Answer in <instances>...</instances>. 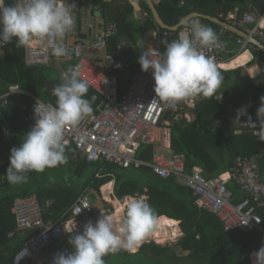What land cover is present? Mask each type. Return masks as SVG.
I'll use <instances>...</instances> for the list:
<instances>
[{
    "label": "trees",
    "instance_id": "16d2710c",
    "mask_svg": "<svg viewBox=\"0 0 264 264\" xmlns=\"http://www.w3.org/2000/svg\"><path fill=\"white\" fill-rule=\"evenodd\" d=\"M223 1V2H222ZM174 0L168 3L166 0H157L155 5L161 18L170 27L177 26L182 19L192 13H200L212 16L227 22L226 15L229 11L236 10V3L246 5L248 0ZM231 3H229V2ZM262 2L264 0H253ZM17 0H6V3L13 4ZM134 2H138L143 12L141 18H135ZM222 2V4H221ZM103 13L105 27H115L117 35L109 40V53L116 56L118 64L123 58V52L119 54L118 44L121 37L129 39L138 46L137 39H143L145 32L159 30L161 34L163 50L165 42H170L179 37V32L188 27L179 29L177 32L161 29L153 19L152 13L145 0H114L112 3L103 0H94ZM218 6L214 12L211 7ZM240 13V12H239ZM242 14L239 15V20ZM198 20V19H194ZM193 21V20H192ZM201 23L212 27L219 35L222 28L208 20H200ZM92 29V28H91ZM138 36V37H137ZM254 56L259 66L264 69V52L255 47ZM138 51V49H137ZM50 66L29 67L25 62V47H16L15 39L8 44L0 57V93L6 92L9 87L19 84L25 91L34 94L44 102H51L55 105L56 97L53 95V88L61 83V71ZM131 70L130 76H125L119 69L116 72L120 95L129 88L134 76L143 73L141 67ZM135 74V75H134ZM233 84L231 88L224 90L227 99L223 104L219 103L215 95L210 98L197 97L193 109L184 107V114L192 113L196 119L189 122L186 118L178 119V112L169 110L164 120L171 123V146L173 153L182 154L187 158V172L200 168L205 178L217 177L220 174L229 172L239 156H260L262 176L264 178V141L260 135L247 126L241 134L235 117L237 110L242 106H249L247 111L253 121L257 120L256 112L260 106V97L264 96V72L258 80H252L242 74L238 69L231 73ZM94 92L89 88L85 98L90 101ZM36 101L27 95H12L6 107L0 106L1 129L10 132L8 138L0 135V192L5 194L0 197V264H13L15 256L22 250L27 241L41 232V229L32 231H20L15 216L12 214L14 203L17 199H26L36 196L45 211L44 220L46 223L55 222L64 213H67L75 204L77 199L88 193L91 187L99 192L102 186L114 182V195L117 200L126 202L127 198H143L156 211L159 218L167 217L173 220L181 229L184 236L180 240V253L187 254L178 257L175 246H160L154 242L143 244L136 253L121 250L115 254L104 257L105 264H250V255L262 247V236L260 231L243 232L240 230L225 231L222 222L206 210L199 209L196 205V198L193 192L186 186L177 183L174 177L161 179L152 170L123 169L104 161H99L96 170L89 182L84 183L81 191H75L74 185L60 187L58 189L31 188L37 180L39 172L28 173L27 183L11 185L7 181L6 172L10 165V153L25 138L24 135L34 126V105ZM21 105L26 110L20 109ZM172 109V108H171ZM25 118H28L26 121ZM247 117H241L246 122ZM145 153L146 155H142ZM68 160L72 161L73 151L66 149ZM147 160L152 159V150L142 147L139 157ZM73 162V161H72ZM74 163V162H73ZM77 172L80 176L86 167L93 166L86 160L76 163ZM61 166V165H60ZM46 168L47 169H56ZM97 175L101 177L98 178ZM145 177V180H142ZM230 189L231 184H230ZM238 189V188H237ZM9 190V191H8ZM235 199L239 202L238 190H232ZM51 200L52 205L47 207L46 203ZM113 213V208H107ZM263 220L264 211H259ZM70 216V213L67 215ZM92 217L97 218L93 213ZM65 233L62 243L73 251L69 244V238L74 233Z\"/></svg>",
    "mask_w": 264,
    "mask_h": 264
},
{
    "label": "built area",
    "instance_id": "2783aa9c",
    "mask_svg": "<svg viewBox=\"0 0 264 264\" xmlns=\"http://www.w3.org/2000/svg\"><path fill=\"white\" fill-rule=\"evenodd\" d=\"M69 3L75 20L73 31L66 37L70 54L66 57H55L47 42L42 43L39 39H34L25 47V62L29 67L73 62L74 65L68 69L59 67L61 73H67L73 68L78 69L94 92L90 99L93 113L78 126L68 127L64 132L66 148L76 151L73 159L86 160L91 165L104 161L123 169L149 168L162 179L174 177L178 183H183L193 192L199 209L210 212L222 222L226 232L260 231L263 234L261 242L264 246L263 220L259 215V211H264V179L259 159L255 156H239L228 173L208 179L203 176L200 168L188 173L184 155L167 157L164 153L170 152L171 133L164 116L169 107L153 102L156 94L152 70L136 74L126 93L119 96L115 76L118 59L109 53V40L117 35V30L113 26L107 27L94 40L89 41L79 25L83 1L69 0ZM238 12L235 10V15ZM244 22L252 24L253 27L245 33L249 39H236L241 47L238 57L249 49H254L253 39L264 46V25H261V21L253 14H247ZM181 34L190 37L188 27H184L179 36ZM225 34H219V49H202L206 55L215 58L219 71L226 57L230 55L224 40ZM7 45H0V57ZM121 48L122 45H118V51ZM145 52L153 59L163 58L164 50L159 30L152 31L151 37L144 44L143 53ZM12 95H27L36 102L54 105L40 100L17 84L0 93V106H8ZM215 98L221 104L225 102L226 97L221 92V86ZM20 109L25 111L26 106L21 105ZM1 134L9 136V131L2 130L0 123ZM146 146L152 147L151 161L138 157L141 148ZM232 183L243 194L239 202L235 200V194L229 187ZM93 213L95 208L87 193L82 194L67 213L49 223L45 222V211L36 197L17 199L12 214L16 218L18 230L28 232L41 229V232L27 241L15 256L13 264H52L58 253L70 252L62 243L63 235L81 231L88 222L93 223ZM255 252L256 250L250 255V264H254Z\"/></svg>",
    "mask_w": 264,
    "mask_h": 264
},
{
    "label": "clouds",
    "instance_id": "9594fccd",
    "mask_svg": "<svg viewBox=\"0 0 264 264\" xmlns=\"http://www.w3.org/2000/svg\"><path fill=\"white\" fill-rule=\"evenodd\" d=\"M74 25L69 0H17L13 4L0 0V45L10 44L15 39L17 48L27 47L34 39H39L51 46L55 57H66L70 53L65 39ZM188 29L190 37L181 34L165 42L162 59H153L146 52L139 57L142 71L153 72L154 103L175 108L178 103L193 98H210L224 80L215 58L202 51L219 49V35L199 20L191 21ZM60 79L61 83L53 88L55 105L37 101L33 109L34 126L23 141L11 149L6 172L11 185L27 183L30 172L42 173L46 168L67 164L65 130L78 126L93 113L90 101L85 98L90 85L79 70L69 69ZM260 101L256 121L247 111L249 106L237 110L235 121L241 123V117H247L243 124L259 129L260 139L264 141V96ZM158 227L159 217L145 199L127 198L124 219L118 228L112 215L101 213L95 224L88 222L81 233L69 238L73 251L58 253L52 264H105L104 257L109 254L121 250L135 252ZM253 256L254 264H264V246Z\"/></svg>",
    "mask_w": 264,
    "mask_h": 264
},
{
    "label": "crops",
    "instance_id": "0c3cea01",
    "mask_svg": "<svg viewBox=\"0 0 264 264\" xmlns=\"http://www.w3.org/2000/svg\"><path fill=\"white\" fill-rule=\"evenodd\" d=\"M166 1L168 3H172L174 0H166ZM220 1H222V0H220ZM216 2H217L216 4L218 5V0H216ZM222 2H221V4H222ZM230 2H231V0H230ZM232 2L234 3L235 0H232ZM88 3L89 4H85L84 0H83V3H82L83 4V10H84V6H86V8L84 10L85 15H86V20L88 21L87 15L89 16V12H91L93 21H95V22H97L96 20H100V21L98 23H94V24H91L90 23L91 25H89L88 28L84 30L83 29V26H82V21H83V19H82V12L83 11H81L79 13V25H80L81 31L85 33V35L89 39V41H92V40H94L96 38L97 35L101 34L106 29V27H105V24H104L102 9L97 4L94 3V0H89ZM235 3H236V10H238L240 13L238 12V14L235 15V10L234 11H229L227 13V15H226L227 16L226 17V19H227V22L226 23L230 24L232 27L236 28L237 30H239V31H241L243 33H246L247 30H249V29H251L253 27V25L250 24V23L244 22V17L247 14H253L256 17L257 20H260L261 21V23H262L261 25H264V18H263V14H264V4H262V2L248 0L247 4L244 5V6L241 5L242 4L241 2H235ZM133 5L135 6V18H141L142 15H143V12L141 11V8L139 6V3L138 2H134ZM211 8H212V10L214 12H217L218 9H219L218 6L211 7ZM97 12H99L100 15H98ZM240 14H242V19L241 20H239V15ZM95 25H99V27H100L99 31H95L94 30ZM89 27H91L92 29L89 28ZM221 28H222V30L220 31L219 34H221L222 32L226 33L224 40H225V43H226V46H227L228 50L230 51V55L226 57V60L223 63L220 72L221 73H223V72H225V73H231V72H233L235 70L241 69L242 70V74L244 76H246V77H248V78H250L252 80H258L259 81L261 75L264 72V69L261 66H259V64H258V62H257V60L255 59V56H254L255 51H257L255 49V47H257V48H259V47L255 43H253V40H252V45L254 46V49H249L248 52L246 51L242 56L238 57V53L240 52L241 47L237 43L236 39L237 38H245V37L239 36V34L237 32H234V31L232 32V31L226 30L223 27H221ZM154 31H156V30H154ZM151 33H152V31H151ZM137 40L139 41L138 42L139 44H138L137 47H136V45L134 43H132L131 41H129V39L124 38V37H121L120 43L118 44V45H122V48L120 49L119 54L121 52H123V58L120 61V63L118 64L119 67L117 66L116 72L120 69L122 71V73L125 74V76H127V77L131 75V73H132L131 70L136 69L134 67L135 65H136V67H141V65H140V63L138 61H139V57L143 54L144 44H145V42L147 40L145 38L144 39H141V40L140 39H137ZM137 49H138V51H137ZM259 50H261V49L259 48ZM234 55H237V56L235 58H233ZM52 64H55V66H53L55 69H59V67H62V69H68V68H70L71 66L74 65L73 62H66V61L61 62V63H57V64L56 63H52ZM101 69L103 70V67ZM116 72H115V76L117 78ZM223 77H224V80H223V89L224 90H227V89H229V87L231 88V85L233 84L232 74L223 75ZM260 81L258 82L259 84H260ZM117 83H118V94H119V96H122L123 94L126 93V91L128 89H126V91H124L122 93V95H120L118 78H117ZM224 90H222V85H221V92L225 95V97L227 99V96H226ZM196 102H197V100L190 99V100H188L186 102H180V103H178L175 108H172L171 109L169 107V110H173L174 113L175 112H178L177 115H176V118L180 119L178 116L181 115L182 118H186L189 122H192V121H194L196 119V116L194 114H192V113H187V112L184 114V111L185 110L183 108L184 107H188V108L193 109L195 107V105H196ZM174 109H175V111H174ZM164 121L165 122H168V124H169V130H170V133H171V129H170L171 123L169 121H167V120H164ZM244 122L245 121H241V123H239V122L237 123V126H239V128H241L240 130L237 131V134H241L243 132V130L247 128V125L246 124H243ZM254 133H255V135L262 134L261 131H255ZM9 136H10V132H9ZM9 136H3V137L4 138H8ZM148 148H150L152 150V147H148ZM66 149H71L73 151V156L76 154V151L73 148H66ZM139 153H140V151H139ZM139 153H138V157H139ZM164 154H166L167 157H171L173 155H176V154L173 153V150H172L171 139H170V152L169 153H164ZM142 155H146V154L143 153ZM179 155H182V154H179ZM73 156H72V161L74 163H78L79 161H82V160H78V161L74 160L73 159ZM255 157H257L259 159V163H260V156H255ZM142 159H144L146 161H151L152 160V159L151 160H147L145 158V156H143ZM186 162H187V158H186ZM186 166H187V163H186ZM260 166H261V163H260ZM145 169H149V168H145ZM261 171H262V169H261ZM39 174H41V173H39ZM223 174H225V173H223ZM41 183H42V180L39 179V176H38L37 177V180L32 184L31 188L33 187V188H43V189H55V188H44V187H42L43 185ZM110 184H112V192L110 194V198L111 199L114 198L115 201H118L119 203H126V202H122V201L117 200V198L114 195V182H111ZM72 185L73 184H71V186ZM69 186H67V187H69ZM105 186H107V185H105ZM105 186H102L100 188V191L99 192L95 191L91 187H89L88 188L89 190L87 191L88 192L87 194H91V193H89V191L93 190L92 193H95V194L97 193L99 195H102V198H99L98 195L96 194L97 197H98V201H100L101 205H103V207H102L103 209H107L108 207H110L109 204H111L107 200H105V198L103 196V194H104L103 187H105ZM231 188H232V190L233 189L234 190L235 189L236 190H239V189H237V187L234 184H232ZM32 197H36V196L34 195ZM102 199H103L104 202H101ZM52 203H53V201L49 200L46 203L47 207L51 206ZM95 205H94L95 214L97 216V212L98 211L96 210L97 207ZM113 206H114V204H113ZM115 211H116V208L114 206L113 213H111V214H114ZM124 211H125V209H124ZM124 211H123V219H124V214H125ZM164 218H167V217H164ZM167 219H169V218H167ZM171 221L174 222L173 220H171ZM93 224H95V221L94 220H93ZM120 224L121 223H118L117 228L120 226ZM179 229H180V227H179ZM180 231H181V229H180ZM183 236H184V234L181 231V236H180L181 238L180 239H182ZM165 241H168V240H165ZM148 243H150V242H145L143 244H148ZM141 246L139 247L138 250H140ZM172 247H174V246H172ZM176 247H179V244L177 246H175V248ZM180 250L181 249H178L177 251H180ZM133 253H136V252H133Z\"/></svg>",
    "mask_w": 264,
    "mask_h": 264
},
{
    "label": "rangeland",
    "instance_id": "374dc122",
    "mask_svg": "<svg viewBox=\"0 0 264 264\" xmlns=\"http://www.w3.org/2000/svg\"><path fill=\"white\" fill-rule=\"evenodd\" d=\"M85 4H89V0H84ZM86 6H84V10H85ZM82 12V26H83V29H87L89 25L91 24H94V23H98L100 20H96L97 22L93 21V18H92V15H91V12H89V16L87 15L88 17V21L86 20V15H85V12ZM100 19V18H99ZM91 23V24H90ZM100 27L99 25H95V28L94 30L95 31H99ZM151 37V31H147L145 32L144 34V37L143 39L145 38L146 40H148L149 38ZM65 44H66V39H65ZM237 55H234L233 58H235ZM175 111V109H174ZM180 119L182 118V116H178ZM96 170V166L93 165V166H89V167H86L82 174L79 176L78 175V172H77V165L76 163H73L72 161L68 160V163L65 164V165H61L59 168H56V169H48V170H45L44 172H42L41 174H39V179L42 180V187L44 188H55V189H58L60 187H65V186H69L71 184L74 185V190L75 191H81L84 187V183L86 182H89L94 174ZM264 179V178H263ZM142 180H145V177H143ZM183 184V183H182ZM233 184V183H232ZM231 184V186H232ZM9 191V190H8ZM93 190L89 191V193L91 194H88L90 195V199L93 203V206L95 205L97 207V218L93 220L96 222L101 213H104V214H110L109 211H107V209H103L100 201H98V197L99 198H102V195H97L95 193H92ZM239 192V197L242 198L243 197V194L238 190ZM5 193L3 192H0V197L3 196ZM236 200V199H235ZM101 202H104L103 199ZM104 204V203H103ZM109 206H111L113 209H114V206L113 204H109ZM123 221V220H122ZM122 221H120L119 223H122ZM118 226V224H117ZM181 237H178L177 239L171 241L170 239H168V241H165L164 243L162 244H159L153 240H148V242H154L158 245H161V246H177L180 242V239ZM152 239V237H151ZM143 244V243H142ZM140 244L138 247H137V251H139V247L142 245ZM130 252V251H129ZM178 252V257H183V256H186L187 254H183V253H180L179 251ZM130 253H133V252H130ZM116 261H113V264H115Z\"/></svg>",
    "mask_w": 264,
    "mask_h": 264
},
{
    "label": "bare ground",
    "instance_id": "6f19581e",
    "mask_svg": "<svg viewBox=\"0 0 264 264\" xmlns=\"http://www.w3.org/2000/svg\"><path fill=\"white\" fill-rule=\"evenodd\" d=\"M103 192H104L103 196L105 200H107L111 204H114L116 208L115 213L111 215L113 216L114 224L117 227V224L123 220V211L125 209L126 203H119L118 201H115L114 198L113 199L110 198V194L112 192V184L110 183L107 184V186L103 187ZM180 236H181V231L179 227L171 220L162 217L159 218L158 229L155 232L151 233L148 237H146L142 241V243L148 242V240L150 239L155 242H158L159 244H162L165 242V240L170 239L171 241H173Z\"/></svg>",
    "mask_w": 264,
    "mask_h": 264
},
{
    "label": "water",
    "instance_id": "95a60500",
    "mask_svg": "<svg viewBox=\"0 0 264 264\" xmlns=\"http://www.w3.org/2000/svg\"><path fill=\"white\" fill-rule=\"evenodd\" d=\"M103 2L111 3V2H113V0H103ZM145 2L147 3V5H148V7L152 13L154 21L156 22V24L161 29L169 30L171 32H177V31H179L180 28L186 26L190 21H192L194 19H199V20L203 19V20H208V21H211L215 24H218L219 26L223 27L226 30H229L232 32L233 31L237 32L239 34V36L245 37L246 39H249V36H247L245 33L241 32V31L237 30L236 28L232 27L230 24L223 22L218 18L203 15L200 13H192V14L188 15L187 17H185L184 19H182L181 22L177 26L170 27V26L166 25L165 22L163 21V19L161 18V15L159 14V11L156 8L154 0H145ZM97 13H98V15H100L99 12H97ZM253 43H255L261 49V51L264 52V46L258 40L253 39ZM178 249H182V247L179 246V247L175 248L176 251Z\"/></svg>",
    "mask_w": 264,
    "mask_h": 264
}]
</instances>
